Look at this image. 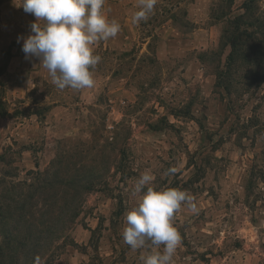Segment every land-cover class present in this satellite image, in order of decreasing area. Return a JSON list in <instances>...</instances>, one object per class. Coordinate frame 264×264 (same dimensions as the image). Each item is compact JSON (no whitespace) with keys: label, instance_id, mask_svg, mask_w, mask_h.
Segmentation results:
<instances>
[{"label":"rangeland","instance_id":"1","mask_svg":"<svg viewBox=\"0 0 264 264\" xmlns=\"http://www.w3.org/2000/svg\"><path fill=\"white\" fill-rule=\"evenodd\" d=\"M242 1L193 14L188 3L174 10L156 0L126 50L94 48L102 58L94 86L75 91L25 57L18 37L33 34L35 17L20 0H0V203L67 155L64 171L53 167L54 189L18 223L29 241L9 264H143L163 246L133 251L122 233L145 171L154 190L186 191L196 205L174 214L182 239L174 264H264V0L233 24L251 37L229 61L224 30L244 13ZM162 25L177 39L160 34ZM1 212L4 247L13 223Z\"/></svg>","mask_w":264,"mask_h":264},{"label":"clouds","instance_id":"2","mask_svg":"<svg viewBox=\"0 0 264 264\" xmlns=\"http://www.w3.org/2000/svg\"><path fill=\"white\" fill-rule=\"evenodd\" d=\"M106 0H20L25 13L35 17L32 35L23 40L25 57H35L47 71L58 89L75 91L94 86L93 72L101 61L94 54L95 46L115 38L121 31L116 20H109L104 12ZM156 0H138V11L132 23L146 21L153 12ZM154 175L145 171L132 189L139 203L125 216L123 241L135 251L147 247L162 251L141 257L143 264H174L173 257L182 239L173 226L174 214L187 204L192 212L196 205L186 191L169 188L156 191L150 185ZM146 189V190H145ZM150 242V243H149Z\"/></svg>","mask_w":264,"mask_h":264},{"label":"trees","instance_id":"3","mask_svg":"<svg viewBox=\"0 0 264 264\" xmlns=\"http://www.w3.org/2000/svg\"><path fill=\"white\" fill-rule=\"evenodd\" d=\"M227 2L229 1L230 5L232 4L233 0H226ZM256 0H245L241 6L242 9H244V13H242L241 15H238L236 17H234L233 19H231L229 21V27L228 29L224 30V36H226L227 41H226V45L229 46L230 51L228 54V59L229 61H232L233 57H235L239 51L241 52V50L239 48H237V46L242 45L245 40H249L251 35L247 34V31H243V32H238V28L235 27L233 29V24L235 23L236 25V21H242L243 17L245 16V8H247L248 5H250L251 3L255 2ZM256 22V20H255ZM241 25H245L246 29H248L249 24H247L245 21L242 22ZM236 34V37H234V35ZM233 37V38H232ZM255 41V40H254ZM264 44V43H262ZM258 46L261 45V43L258 41L257 43ZM244 46V45H243ZM67 155L65 157V155H62V157H58V160H54L51 164V167L43 174H38L36 173L34 176V182L32 184H22L23 186V190H24V186L25 190L23 193H21L22 191H18L16 194H12L10 196V198H8L5 201H8L7 204H1L0 203V210H2L1 215L7 214L8 217L12 218V225L9 228V232L10 234H13L14 236L10 237L8 242L6 243V245L3 247H0V257H2L3 255H6V260L9 263H12V257L10 254L12 250H16L18 249V247L23 246V244L25 242L29 241V234L24 233L23 240L19 239L22 236H17L19 234H21L18 230H19V225L18 223L21 222H29V219L31 218V214H30V208L34 206V203H40L43 202L44 199L47 197V194H50L51 191L54 189V176H55V171L53 170V167L56 166L59 169H61L62 171L65 170V162L67 161ZM33 172H29L27 173V176L33 175ZM71 180H65V179H61L60 181H58V184H69L71 183ZM76 198L74 197L73 202H75ZM78 202V201H77ZM31 206L28 208V205ZM76 207V205H73V209ZM73 216H76V211H72ZM4 249H6V254H4ZM8 253V254H7ZM2 255V256H1Z\"/></svg>","mask_w":264,"mask_h":264},{"label":"crops","instance_id":"4","mask_svg":"<svg viewBox=\"0 0 264 264\" xmlns=\"http://www.w3.org/2000/svg\"><path fill=\"white\" fill-rule=\"evenodd\" d=\"M216 1L218 0H166V2L176 4L174 10H178L179 5L183 6V4L185 3L190 4L193 14L195 13L196 9L199 8L200 4H209ZM235 2L236 0L232 1L230 10H232V6ZM241 9L242 8H240V10ZM138 10V0H106L104 5V12L109 20H116L120 23L121 31L115 38H111L108 41H102L103 43L100 42L102 46H108L110 50H126L127 44H131V42H133V39L138 36L139 24L132 23V16ZM225 17L226 16L224 15L222 18ZM159 30L160 34L165 36H171L176 39L179 36V32L173 31V29L169 28L168 26L164 27V25H162ZM147 44L148 43L144 41V43L141 44L142 49H145L147 47ZM180 46H182V40L180 42Z\"/></svg>","mask_w":264,"mask_h":264}]
</instances>
